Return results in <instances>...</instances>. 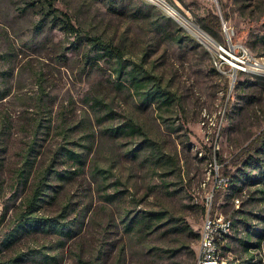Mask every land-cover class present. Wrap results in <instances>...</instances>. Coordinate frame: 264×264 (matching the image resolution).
I'll use <instances>...</instances> for the list:
<instances>
[{"label": "rangeland", "instance_id": "rangeland-1", "mask_svg": "<svg viewBox=\"0 0 264 264\" xmlns=\"http://www.w3.org/2000/svg\"><path fill=\"white\" fill-rule=\"evenodd\" d=\"M51 1L79 31L0 0V264H197L208 199L226 264H264V71L218 53L226 23L264 60V0ZM97 38L177 100L144 102Z\"/></svg>", "mask_w": 264, "mask_h": 264}, {"label": "trees", "instance_id": "trees-1", "mask_svg": "<svg viewBox=\"0 0 264 264\" xmlns=\"http://www.w3.org/2000/svg\"><path fill=\"white\" fill-rule=\"evenodd\" d=\"M43 1L47 5L48 10L52 11L56 18H59L60 15L64 16L62 17V19L64 21V27L67 30L73 32L79 31V28L75 27L67 13H64L59 8L55 7L51 0ZM206 19L208 20L209 24L213 27L220 28L222 26L220 16L214 12H211L206 17ZM95 43H99L100 54L98 57H117V63L119 64L118 66L120 72L125 71L128 80L139 93L140 97H142L144 102L152 103L155 101H161L165 105H171L177 100L176 93L163 87L146 69L138 65L129 66L126 60L122 59V55L117 46L113 45L112 43L101 42L98 38L95 39ZM124 127L130 129L133 133L142 132L140 126L136 124L133 120H128L121 128ZM262 148L263 146L259 144V139H255L249 144L248 147L243 149L241 155L244 156L246 153H250L253 150H257V152H259Z\"/></svg>", "mask_w": 264, "mask_h": 264}, {"label": "built area", "instance_id": "built-area-1", "mask_svg": "<svg viewBox=\"0 0 264 264\" xmlns=\"http://www.w3.org/2000/svg\"><path fill=\"white\" fill-rule=\"evenodd\" d=\"M224 29L226 42L218 46L220 66H227L232 76L239 72L264 71V60L253 55L242 43L234 41L233 29L226 23ZM210 202L211 200L208 199V212L200 230L199 264H226L225 259H215V249L218 247L217 235H221V229H225L227 216L218 212L211 213Z\"/></svg>", "mask_w": 264, "mask_h": 264}, {"label": "bare ground", "instance_id": "bare-ground-1", "mask_svg": "<svg viewBox=\"0 0 264 264\" xmlns=\"http://www.w3.org/2000/svg\"><path fill=\"white\" fill-rule=\"evenodd\" d=\"M172 11H170L171 13ZM173 14V13H172ZM179 21L188 29L190 30L195 36H197L199 39H201L204 43H206L207 45H210L209 44V41L204 39L202 36H200L199 34L201 35H204L205 37H207L205 35V33L200 29L198 28V25L192 23V22H185L183 20H180ZM214 40V39H213ZM212 40V41H213ZM212 43V42H211ZM262 59V58H260ZM233 226V222L231 220H227L225 222V229H221V235H217V242H218V247H216L215 249V259L217 260H223L222 259V250L224 248V244L225 242L227 241L229 235H230V232H231V228ZM227 236V237H226ZM197 264H199V257H198V260H197Z\"/></svg>", "mask_w": 264, "mask_h": 264}]
</instances>
